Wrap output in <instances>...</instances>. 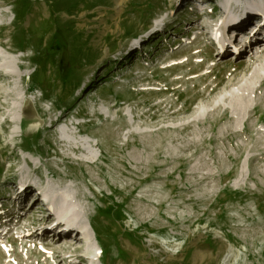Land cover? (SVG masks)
<instances>
[{"label": "rangeland", "instance_id": "rangeland-1", "mask_svg": "<svg viewBox=\"0 0 264 264\" xmlns=\"http://www.w3.org/2000/svg\"><path fill=\"white\" fill-rule=\"evenodd\" d=\"M116 2L0 0V264H79L80 251L92 264H221L227 253V264H264V85L247 109L230 101L256 46L222 52L199 25L264 0ZM259 18L228 21L250 32ZM50 182L71 185L93 218L90 242L63 262L50 254L63 247L58 201L40 195ZM31 196L45 222H33L36 204L24 212Z\"/></svg>", "mask_w": 264, "mask_h": 264}, {"label": "bare ground", "instance_id": "bare-ground-1", "mask_svg": "<svg viewBox=\"0 0 264 264\" xmlns=\"http://www.w3.org/2000/svg\"><path fill=\"white\" fill-rule=\"evenodd\" d=\"M211 1L212 0H191L190 6H192V4H195L196 6L203 5V3L211 4L210 3ZM229 1H231V0H229ZM245 1L247 2V0H245ZM116 4L120 5L121 0H117ZM245 9L246 8L243 9L241 7H238V9H233V8L231 9V8L226 6L227 13L225 16H223L224 12H222L219 8L217 10V14L212 13L214 18L217 17L219 14L222 16V18H225V17L228 18L227 21L228 20L235 21L236 23H238V26H243L244 24L242 22H244L248 16H252L254 14L260 15V18L257 21L253 19L257 25H255V27L251 26L250 32H246L245 30L242 29V27H240L241 28V34H238L234 37V41L232 42V44H231L230 40H227L229 37L225 38L223 36H218L214 40L216 46L222 52H227V51L231 50L232 49L231 47H233L234 44L236 42H238L239 45H237L236 48H239V49H237V54H238V57H240V58L244 55L243 53H245L244 51H245L246 47H250V45L253 44V42H254V45L256 46L255 47L256 49L253 51V53L251 52L249 55L248 62L250 64H247L244 68L245 72L250 73L249 76L239 83L238 89L234 90L230 96V101L233 103V106H234L233 108L235 109V111H237V110L241 111V109H243V110L247 109V107L249 105L248 97L251 95H255L256 92L264 85V60H262L260 58V56H264V46L262 44V41H264V31H263L264 30V4H262L260 6H257V5L251 6L250 2H248V8L246 10ZM209 14H211V13L204 14V20L207 17L206 22H209L210 19L213 17L212 15H209ZM199 17H201V16H199ZM199 17H197V19ZM217 19L218 18L214 19L213 22H216ZM213 22H212V24H213ZM161 24H163L162 20L156 21V24L154 27V29L156 28L155 31H157L159 29V27L162 26ZM198 27L200 29L202 28L199 25H198ZM204 35H205L204 37H206L207 34H204ZM229 45H230V47H229ZM3 62H4V66L9 69V70L8 69L7 70L12 76H14V75H18L20 77L22 76V73L16 74V73L11 71V67H12L11 64L13 62V59L11 57H4ZM252 62H256L259 65L254 67L251 64ZM239 64H242V63L238 60L237 65H239ZM2 75H4V74L0 73V76H2ZM7 94H10V93L8 92ZM62 118H63V116L56 118L55 121L52 123L51 127L57 126L58 124H60L62 122ZM59 142L66 145L73 152L79 153L81 155H86L88 157V160L93 157L92 152H88L85 148H83L79 144H72V142H69V140L64 139V138L60 139ZM21 182H23L24 185L27 184L28 187L31 184V182L28 179H25L24 177L21 178ZM40 195L43 196L44 199H46V200H52L54 202L58 201V204H56L57 206L54 210H56L57 213H58V211L60 213H65L67 215V217H69V216L73 217V219L76 220L77 226L80 227V229L82 230L81 234H79V236H81V237L76 238L75 236H69V232L66 230L60 231L59 230L60 227L58 225H55V226H57V230L54 231V233L52 232L53 238L55 239L54 243H58L60 241L63 243V247L61 250L52 249L50 254H52V258H58V260H60V262L67 261L68 258H70V256L68 255L69 253H67V250L72 249V251H74V253L76 254L77 250L83 248V245L81 242L82 240L85 244H88L90 242L89 235L87 234L86 230L82 226V223H83L84 219L87 218L90 227L93 229V226L91 223L93 218L88 215L84 203L78 197V194L76 193L75 189L69 184H66V183L57 184L56 182H50V183H48L45 190H43V192L40 193ZM35 198L36 199L33 200V202L31 203V206L28 209V212L31 209H33L36 201L38 200L37 196ZM40 204L38 206L41 207ZM71 217H70V219L72 221H70L69 219L65 221L67 226H70V225L73 226L74 221ZM20 218H21L20 216H17V218H16L17 220H16L15 224L19 223ZM61 218L64 219L63 217H61ZM32 219H33V222L35 224L42 223V222H45L46 219H49V215L46 218H44V217L43 218H39V217L34 218L33 217ZM59 223H60V226H63L65 224L64 222H59ZM34 234H36V233L34 232ZM34 234H32V235H34ZM64 252H66V253L64 254ZM229 257H230L229 253L225 254V256L222 258L221 264H227ZM136 260H137V256H135L131 262H127L124 264H139L136 262ZM79 264H84V263L82 261L81 262L79 261Z\"/></svg>", "mask_w": 264, "mask_h": 264}]
</instances>
